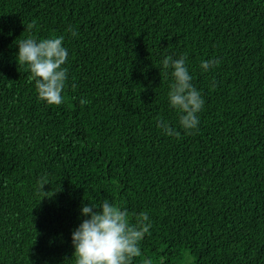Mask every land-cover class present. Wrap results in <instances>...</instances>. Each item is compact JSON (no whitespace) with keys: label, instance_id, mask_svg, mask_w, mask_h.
I'll return each mask as SVG.
<instances>
[{"label":"trees","instance_id":"1","mask_svg":"<svg viewBox=\"0 0 264 264\" xmlns=\"http://www.w3.org/2000/svg\"><path fill=\"white\" fill-rule=\"evenodd\" d=\"M30 35L65 37L59 106L16 60ZM185 54L192 134L161 64ZM104 198L150 216L134 264H264V0H0V264H73L81 206Z\"/></svg>","mask_w":264,"mask_h":264},{"label":"clouds","instance_id":"2","mask_svg":"<svg viewBox=\"0 0 264 264\" xmlns=\"http://www.w3.org/2000/svg\"><path fill=\"white\" fill-rule=\"evenodd\" d=\"M68 31L73 38L79 36L71 26ZM18 41L16 60L30 70L29 81H34L38 99L49 106L61 105L69 78V69L65 66L69 60V49L65 46V37L38 38L30 35ZM220 63L219 59L203 60L199 67L207 73ZM161 64L164 73L171 76L167 93L169 108L176 111L179 125L185 133L192 134L199 130V114L204 109L205 100L193 83L187 54L179 58L168 55L162 58ZM80 103L84 105L88 101L81 98ZM157 128L169 137L180 135L162 117L157 119ZM45 185L47 183L42 180L39 188L42 201L54 194L51 192L49 196L50 192L43 190ZM81 216L84 219L71 237L73 264H134L136 258L142 256L141 242L152 228L147 212L130 216L127 209L104 198L96 203H83ZM142 264H153V261L145 257Z\"/></svg>","mask_w":264,"mask_h":264}]
</instances>
